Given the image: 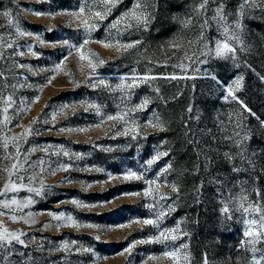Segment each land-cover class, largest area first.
I'll use <instances>...</instances> for the list:
<instances>
[{"label": "rangeland", "instance_id": "obj_1", "mask_svg": "<svg viewBox=\"0 0 264 264\" xmlns=\"http://www.w3.org/2000/svg\"><path fill=\"white\" fill-rule=\"evenodd\" d=\"M195 2L196 0H158L155 20L148 31L134 32L131 35L125 33L119 37L123 42L141 39L142 45L128 53H118L114 48H106L97 41L108 35L107 25L130 8L133 0H123L91 37L82 28H78V21L63 14L78 10L81 0H0V11L10 10L20 27L33 34L18 37L15 28L7 25L6 18L0 17V25H4L0 27V36L3 37L0 44H13V49L0 47L5 56L4 60H0V70H4L9 76V84L16 85L15 89L8 88L5 93L14 92L16 103L8 113L14 116L12 123L0 125V143L5 135L11 137L23 132V127L15 126L18 122L22 126L31 125L33 129L32 135L19 142L22 154L32 148L48 149L47 152L37 150L31 153L32 167L25 164L19 173L24 179L16 180L17 184L26 187L9 192L7 196V199L15 198L18 201L31 198L33 204L14 214L23 217L31 213L36 221L34 224H25L21 219H5L4 226L10 231L26 233L22 238L29 244L27 249L15 246L16 251L25 252L26 256H13V264L21 259L27 260L28 256L32 258L28 264H172L163 257V253L180 244H187L184 251L191 256V264H202L205 253L210 264H237L238 261L239 264H247L251 254L240 247L244 239L243 221L246 217L234 209L230 213L231 219H228L221 214L220 209L224 203L233 205V198L242 194L241 188L244 189L243 194L248 196V202L252 203L257 202L255 190L258 189L259 202L264 204V156L256 157L254 170L232 172V165L221 155L229 151V148L220 140L222 133L216 126L219 120L228 123L231 114L234 121L247 125L255 132L249 150L257 153L264 151V135L260 134L257 120L243 112L238 103L223 99L226 94L223 85L230 84L237 75H243L244 88L237 95L256 116L264 120V82L256 75L259 73L264 76V55L258 54L264 50V17L256 13L254 19L245 20L246 32L250 34L245 37V42L255 51L239 54V68L231 60L224 61L210 56L201 57L207 60L206 64L192 63L184 59V55L185 52L189 56L193 52L199 54L200 45L190 47L187 43L195 39L199 29L194 26L183 28L181 21L191 15L190 9ZM237 3L238 0H228L229 10L234 11ZM28 9L62 14L36 16ZM207 35L211 38L216 33L209 29ZM37 36L44 43L38 42ZM179 37H183L184 47L174 52L169 49L168 44ZM86 38L89 43L85 46L84 55L87 57L95 53L96 57L105 61L96 67L94 77L90 75L87 60H80L75 49L63 43L67 40L70 44L78 45ZM29 47L37 53L36 56L28 54ZM14 50L24 51L26 55H13ZM245 61L255 72L244 66ZM17 63L28 67L16 68ZM93 63H96L95 58ZM181 63L187 66L186 69L173 67ZM58 64H61V69L56 71ZM42 69L46 71H41ZM132 75L196 78H158L148 83L137 81L138 87L123 91L91 86L103 79L114 88L121 83V77ZM210 76H215L216 80H212ZM49 77L55 78L47 84ZM126 82L130 84L132 80ZM27 84L33 87L29 88ZM42 85L46 86L39 91L37 86ZM157 88L159 92L156 91ZM36 96L40 97L39 101L31 104ZM145 99L149 101L147 107L131 112L127 117V124L107 120V116H115L125 109L140 105ZM22 101L31 104L30 110L15 117V110L25 108ZM92 103L101 106L100 114L92 109L85 111L87 105ZM63 105L69 107L53 121V113L58 112ZM190 106L191 113L187 111ZM3 107L0 103V109ZM155 117H159L164 130L146 126L150 120L155 122ZM34 118L37 122L32 124ZM2 119L3 115L0 113V120ZM186 120L187 129L184 126ZM137 126L138 132L132 131ZM188 129H191V135L186 136ZM209 129L211 134H206ZM125 130H129L128 135L118 134ZM212 135L216 136L215 140ZM193 137L199 140L196 150L187 143ZM200 149H204L212 159L207 167L203 166L202 157L197 159L196 151ZM60 150L68 152L69 156H64L62 152L60 155L54 154ZM14 151L10 143L8 152ZM160 152L169 154L149 165L147 161ZM5 155V150L0 147V168L10 167L12 163L4 159ZM77 155L80 156L79 159L76 158ZM40 160L45 162L42 165L45 169L43 179L49 187L41 195H37L27 188L40 187L39 179L31 182L29 179L34 173H39ZM197 164L201 165L199 172L194 171ZM61 165L69 166L68 170L60 169ZM168 165H171V169L162 172ZM237 166L247 167L240 164ZM53 170H56L55 175L52 174ZM129 171L143 174L144 178L123 179ZM158 175L160 178L152 187L158 188L159 193L168 194L171 199L160 200L159 195L155 199L144 197L143 193L149 187L146 181L154 180ZM3 178H6L5 173L0 171V187H3ZM204 180L207 182L206 200L203 187L199 192L196 191ZM172 183L180 188L178 197L171 191ZM134 193L140 195H133ZM73 201L89 207H78ZM148 204H155V210L150 211L146 207ZM168 205L174 207L175 211L161 222L160 227L171 229L180 223L181 229L188 232L189 236L175 242L169 241L167 248L161 243H136L155 237L160 229L134 221L155 218V213L161 209L167 211ZM203 210L214 221L224 225L223 231L206 237L204 242L199 241L194 233ZM61 213L72 216L85 227L76 228L53 219V215ZM12 214L9 212V215ZM58 224L61 226L57 227ZM97 236L99 239H96ZM73 241L75 245L70 251L57 250L62 243L71 245ZM133 244L135 246L131 251L126 252L125 249ZM77 248L81 251H76ZM82 249L92 251L85 252Z\"/></svg>", "mask_w": 264, "mask_h": 264}, {"label": "snow or ice", "instance_id": "obj_2", "mask_svg": "<svg viewBox=\"0 0 264 264\" xmlns=\"http://www.w3.org/2000/svg\"><path fill=\"white\" fill-rule=\"evenodd\" d=\"M123 0H81L80 6L78 10L63 13L70 15L74 21H78V28H82L88 37H91L92 33L98 29V27L106 21L109 16L112 15L113 11L117 8V6L122 3ZM158 9V0H133L132 6L128 8L126 11L122 12L115 20H112L108 25V35L101 41H97L101 43L104 47L114 48L118 53H128L131 50L138 49L143 41L141 39L131 40L127 42H123L119 39L120 36L127 33L131 35L134 32H146L149 29L150 24L155 20V14ZM36 16L41 15H59L62 13H41L35 11L34 9H28ZM191 15L181 21L183 28H191L196 27L199 29V34L195 37L194 40H189L187 43L190 47L195 45H200L201 50L199 54L193 52L191 56L185 52L184 59L191 61L192 63L198 64H206L207 60L202 59L201 57H213L215 59L228 61L231 60L233 65L236 68L240 67L239 63V54L240 53H253L255 50L246 44L245 37L250 35L246 32V19H254L255 14L259 13L261 17H264V0H238V3L235 7V10H229L228 8V0H196L194 6L190 9ZM211 13V14H209ZM0 17H4L7 20V25L14 27L16 34L18 37H25L33 35L30 32L24 31L18 22L17 19L13 18V14L10 10L0 11ZM0 27H4V25H0ZM212 29L215 31L216 36L209 38L207 33L208 30ZM115 32V35H113ZM37 41L40 43H44V41L40 40L39 36L36 37ZM3 40V37L0 36V41ZM64 45H67L69 48L75 49V51L79 54L80 60H87V67L91 70L90 75L95 76L96 67L98 65H102L105 63L103 59L96 57L95 53H91L89 56L84 55L85 46L89 43V39H84L82 43L75 45L70 44L69 41L65 40ZM212 44L213 46H209ZM0 47H6L7 49H13L12 43L0 44ZM169 49H172L174 52L182 49L184 47L183 37L174 38L168 44ZM206 50V51H204ZM28 54L32 56H36L37 53L32 51L31 47L28 49ZM71 54V52L69 53ZM259 55H264V50L258 53ZM13 55L24 56L26 53L24 51L16 52L13 51ZM93 58H95L96 63H93ZM5 56L2 51H0V60H4ZM66 59V58H65ZM63 64V61H61ZM61 64L56 66V71L61 69ZM245 67L251 69L255 72V69L251 68V65L245 61ZM16 68H27V65L24 64H15ZM82 66V71H83ZM173 67H179L182 69H186V65L183 63L173 65ZM31 71V69H29ZM41 71H46L42 69ZM37 74V73H33ZM257 77L264 82V76H261L259 73H256ZM55 77H49L47 79V84L52 82V79ZM168 79L175 80L180 78L185 79H195L196 77H177L176 75L171 76H149L144 75L142 77L132 75L131 77H121V83L117 84L114 88L110 85L106 84L103 79H99L98 82H94L91 84L93 88H107L109 91H123L124 89H133L138 87L140 83H148L152 80L156 79ZM212 80H216L215 76H210ZM131 79L132 83H127L126 81ZM9 76L6 75L4 70H0V103L4 105L2 109H0V113L3 115V119L0 120V125L7 126L12 123L14 116L8 115L9 109H13V106L16 103L14 98V92L5 94L8 88L15 89L16 85H11L8 83ZM219 83V81H217ZM25 85H20V87H24ZM27 87L31 88L33 85L27 84ZM42 86H37L39 91L43 90ZM225 88L226 94L223 96L225 101L231 100L238 103L243 112H246L249 116L254 117L259 125V129L261 130V135H264V120L260 119V117L256 116V113L252 111L251 108L248 107L244 101L240 100L237 95L244 88V76L237 75L230 84L223 85ZM159 92V89H156ZM40 99L39 96H36L31 104L38 102ZM25 103L24 109L15 110V117H19L23 112L30 110L31 104L26 101H22ZM149 101L145 99L141 102L140 105H137L131 109H125L122 113H118L117 115H109L107 116V120L109 121H118L123 122L124 124L128 123L127 117L131 112H135L137 110H142L147 107ZM68 105H63L58 112L53 113L52 120L55 121L57 115H60L64 112ZM92 109L97 114L101 113V106L95 103L88 104L85 108V111ZM189 113L192 112L191 106L187 109ZM199 117H197L198 119ZM155 122L152 120L147 122L146 126H151L153 128H157L160 130H164V125L160 121L159 117H155ZM191 117H189V120ZM36 118L31 122L35 124ZM135 124V121H132ZM229 125H233V127H229ZM16 127H23V132L20 134H15L11 137L5 135L3 137V142L0 143V147L5 150L6 155L4 156L5 160L12 161L10 167L0 168V171L5 173V177L3 178V187H0V197H4V199H0V264H13L12 257L17 256L20 258H24L26 256L25 252L16 251L15 246L20 245L24 249L29 247V244L25 242V239L22 237L26 236V233L23 232H14L10 231L7 227L4 226L5 219H11L16 221L18 219L23 220L25 224H34L36 223L32 214L29 213L27 216L17 217L14 213L17 210H22L34 203L31 198H28L25 201H18L15 198L7 199L9 192L19 191L20 188L26 187L23 184H17L16 180H23L24 177L19 175L20 170L24 168L25 164H28L29 167H32L30 163V155L31 153L41 150L47 152V148L37 149L32 148L29 149L25 153H21L20 144L21 140H26L28 136L33 134V129L31 125L22 126L18 122L15 125ZM185 128H188V121L186 120L184 123ZM217 129L222 136L220 140L229 148V151L223 152L221 155L228 161L229 164L232 165L231 171L234 173H242L247 172L249 170H254L256 167V157L258 155L264 156V151L257 153L255 151H250V142L252 141L255 132L252 128H249L247 125H243L238 121H234L233 116L230 114L228 117V123H225L224 120H219L217 124ZM61 131H73L72 129H61ZM78 131H85V129H78ZM132 131L138 132V126ZM119 135H128L129 130H125L123 133H118ZM211 134V129L208 130V133ZM191 135V129H188L186 132V136ZM212 138L215 140L216 136L212 135ZM15 149L14 152L9 153V147ZM187 143L194 146V150H196L195 146L199 144V140L195 137L193 139L187 140ZM62 150L54 153L55 155H60ZM62 154L64 156H69V153L63 151ZM168 152H160L157 155L147 161L149 165L153 164L156 160L160 159L163 156H167ZM197 159L199 160L201 157L203 158L204 167H207L212 163V159L207 155V152L204 149H200L196 151ZM21 156L23 157V162H21ZM77 159L80 158L79 155L76 156ZM45 162L40 160L38 162V166H40L39 173H34L29 179L30 182L32 180L39 179L40 187L32 188L28 187L27 190L29 192H35L37 195H41L43 191L49 187L45 184L43 179V173L45 169L42 165ZM246 165L247 167L237 166ZM67 165H61L60 169L67 171ZM201 165L197 164L194 171L199 172ZM171 169V165H168L162 172H167ZM55 171H52V174L55 175ZM99 171V170H98ZM15 177V179H13ZM112 178V177H110ZM143 174H137L134 171H129L126 175H124L123 179L125 180H142ZM159 175L154 180L146 181L149 185L148 188L145 189L143 195L144 197H152L156 198V195H159L160 200L171 199L168 194L159 193L158 188H153L152 185L156 184L159 180ZM219 183V181H216ZM167 184V181H165ZM171 191L179 196L180 188L176 183H172L170 185ZM203 187V184L197 187L196 191L199 192L200 188ZM241 195L233 198L235 203L230 206L229 203H224L221 207L220 211L223 216L228 219H231L230 213L235 209L236 211L241 212L246 218L243 223L245 225V230L243 232L244 239L241 241L240 247L250 252V259L247 261V264H264V204L259 202L260 192L258 189L255 190V194L257 196V202L252 203L248 202V196L243 194L244 189L241 188ZM133 195H140V193H134ZM73 203L77 204L78 207H89L87 205L80 204L78 201H73ZM158 203V201H157ZM150 211H154L156 208L155 204L146 205ZM167 211L161 209L160 211L155 213V218H148L142 221H134V223H138L141 225H153L160 229L158 235L155 237L149 238L147 241H137L136 243H161L165 244L166 248L168 247V242H175L177 240L182 239L183 237L189 236V233L183 231L180 227V223L171 229L161 228V222L171 214V212L175 211V208L168 205ZM9 212L13 213L9 215ZM49 215H52L49 213ZM53 219L57 221H64L66 225H71L76 228L85 227V225H81L77 223L74 218L70 215L65 216L63 213L60 215H53ZM61 225L58 224L57 227ZM126 225H121V227H125ZM87 227H95L94 225H87ZM99 239V236L96 237ZM75 245V241L70 245L65 242L60 245V248L57 249L63 250L65 252L70 251L72 246ZM135 245H131L128 249H125L126 252H130L131 248ZM187 244H180L178 246L169 248L163 253V257L169 259L172 264H191V256L187 254L184 250L187 248ZM76 251H81V249L77 248ZM82 251L90 252L91 249H82ZM31 256L27 257V260L21 259L17 262V264H28L31 261ZM149 259H156L155 257H149ZM34 264V262H33ZM202 264H210L207 253L204 254ZM239 264V261L237 262Z\"/></svg>", "mask_w": 264, "mask_h": 264}, {"label": "trees", "instance_id": "obj_3", "mask_svg": "<svg viewBox=\"0 0 264 264\" xmlns=\"http://www.w3.org/2000/svg\"><path fill=\"white\" fill-rule=\"evenodd\" d=\"M203 192L205 193L204 200H206L208 194L206 180L203 181ZM223 229V223L214 221L213 217L203 210V212L200 214L199 221L195 225L194 233L199 241L204 242L206 237L215 236L216 233L223 231Z\"/></svg>", "mask_w": 264, "mask_h": 264}]
</instances>
